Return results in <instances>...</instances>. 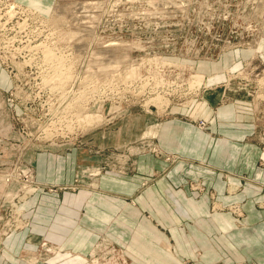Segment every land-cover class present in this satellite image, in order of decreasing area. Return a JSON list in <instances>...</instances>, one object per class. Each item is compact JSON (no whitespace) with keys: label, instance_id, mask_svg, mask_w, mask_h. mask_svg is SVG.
<instances>
[{"label":"rangeland","instance_id":"rangeland-1","mask_svg":"<svg viewBox=\"0 0 264 264\" xmlns=\"http://www.w3.org/2000/svg\"><path fill=\"white\" fill-rule=\"evenodd\" d=\"M218 87L220 102L240 100L252 114L251 138L264 163V0H0V249L10 236L30 232L33 210L25 206L56 199L41 196L44 190L66 197L92 190L99 173L131 172L141 151L172 165L178 157L138 130L171 117L206 130L196 105ZM74 158L88 163L70 183L42 178L52 168L73 175ZM209 182L187 181L210 202L202 216L228 212L241 226L244 200L232 191L228 204L217 200ZM257 203L264 215V200ZM60 251L44 239L16 256L49 264ZM76 257L75 264L130 262L105 231L90 253ZM244 263L255 264L228 262Z\"/></svg>","mask_w":264,"mask_h":264},{"label":"crops","instance_id":"crops-1","mask_svg":"<svg viewBox=\"0 0 264 264\" xmlns=\"http://www.w3.org/2000/svg\"><path fill=\"white\" fill-rule=\"evenodd\" d=\"M222 96L218 87L197 102L196 114L208 122L206 130L183 117L138 130L153 136V143L164 153L178 157L172 165L141 151L131 172L99 173L92 190L83 188L67 197L59 196L58 189L42 191L41 196L56 199L48 203L42 197L41 203L25 206L33 210L30 232L8 238L0 249L3 264H25L16 256L19 250L36 248L44 239L61 248L49 264H75L76 254L90 253L104 231L125 247L129 264H187L188 258L195 264H220L219 259L222 264L231 260L264 264V215L257 203L264 200L261 149L251 138L250 111L240 109V100L220 102ZM86 163L85 158H74L73 175H57L52 168L50 176L42 178L52 184L70 183L79 165ZM157 169L166 171L157 177ZM189 179L209 180L215 197L225 204L232 201L227 191L235 192L244 200L247 217L242 225H236L228 212L213 211L204 218L210 202L187 187ZM125 180H132V187L122 190ZM131 196L135 201L128 203ZM188 212L193 218H188Z\"/></svg>","mask_w":264,"mask_h":264},{"label":"bare ground","instance_id":"bare-ground-1","mask_svg":"<svg viewBox=\"0 0 264 264\" xmlns=\"http://www.w3.org/2000/svg\"><path fill=\"white\" fill-rule=\"evenodd\" d=\"M17 5V4H16ZM12 9V8H11ZM29 12V11H28ZM54 12V11H53ZM7 22V21H6ZM21 24V23H20ZM58 25V24H57ZM59 26V25H58ZM23 27V26H22ZM29 28H30V26H29ZM28 29V28H27ZM14 37V36H13ZM10 39H12V38H10ZM12 42V41H11ZM46 43V42H45ZM52 43V42H51ZM30 45V44H29ZM43 45V44H42ZM27 46H28V44H27ZM45 47V46H44ZM53 47V46H52ZM51 47V48H52ZM55 47V46H54ZM49 49V48H48ZM45 50V49H44ZM50 50H52V49H50ZM64 50V49H63ZM61 52H62V50H60ZM43 52H45V51H43ZM58 52V51H57ZM30 53V52H29ZM48 53V52H47ZM49 55V54H48ZM32 56V55H31ZM51 56V55H50ZM63 56V55H62ZM29 57V56H28ZM46 58V57H45ZM30 59V58H29ZM32 59V58H31ZM49 59V58H48ZM52 59V58H51ZM68 59V58H67ZM47 60V59H46ZM76 60V59H75ZM27 61V60H26ZM53 61V60H52ZM63 61V60H62ZM71 61V60H70ZM64 62V61H63ZM52 63V62H51ZM62 64V63H61ZM65 64H67V63H65ZM55 66V65H54ZM60 66V65H59ZM59 66H57V67H59ZM62 66H64V65H62ZM68 67V66H67ZM62 68V67H61ZM64 68V67H63ZM69 68V67H68ZM67 68V69H68ZM71 68V67H70ZM57 70V69H56ZM61 70H63V69H61ZM55 71V70H54ZM65 72V71H64ZM68 73V72H67ZM48 74V73H47ZM63 74L64 73H62V76H63ZM72 74V73H71ZM61 76V75H60ZM57 78H59V77H57ZM66 78V77H65ZM65 78H63V79H65ZM46 79V78H45ZM55 79H56V77H55ZM59 82H60V80H59ZM56 83V82H55ZM61 84V83H60ZM59 83H58V85H60ZM55 87H56V85H55ZM57 89V88H56ZM60 89V88H59ZM93 114H88V115H86V116H88V118L91 120V118L93 117L92 116Z\"/></svg>","mask_w":264,"mask_h":264}]
</instances>
